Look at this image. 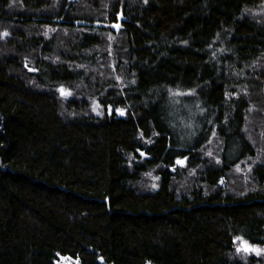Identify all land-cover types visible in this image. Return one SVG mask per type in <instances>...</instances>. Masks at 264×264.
<instances>
[{"label": "trees", "instance_id": "16d2710c", "mask_svg": "<svg viewBox=\"0 0 264 264\" xmlns=\"http://www.w3.org/2000/svg\"><path fill=\"white\" fill-rule=\"evenodd\" d=\"M61 258L264 264V0H0V264Z\"/></svg>", "mask_w": 264, "mask_h": 264}, {"label": "rangeland", "instance_id": "374dc122", "mask_svg": "<svg viewBox=\"0 0 264 264\" xmlns=\"http://www.w3.org/2000/svg\"><path fill=\"white\" fill-rule=\"evenodd\" d=\"M68 93H64L63 96H67ZM95 111L99 114L100 110L98 107H95ZM57 264H79L77 260H74L72 258H61Z\"/></svg>", "mask_w": 264, "mask_h": 264}, {"label": "water", "instance_id": "95a60500", "mask_svg": "<svg viewBox=\"0 0 264 264\" xmlns=\"http://www.w3.org/2000/svg\"><path fill=\"white\" fill-rule=\"evenodd\" d=\"M71 1H73V0H71ZM119 20H120L121 22H126V19L123 18L122 14L119 15ZM64 93H67V92H66L65 90H63V92L61 91L62 96H63ZM65 97H66V96H65ZM235 241L237 242V241H239V240H235Z\"/></svg>", "mask_w": 264, "mask_h": 264}, {"label": "snow or ice", "instance_id": "6c2138e0", "mask_svg": "<svg viewBox=\"0 0 264 264\" xmlns=\"http://www.w3.org/2000/svg\"><path fill=\"white\" fill-rule=\"evenodd\" d=\"M62 92H63V90H61ZM121 114H123V113H121ZM247 250V249H246ZM254 251H257V252H259V250H256V249H253Z\"/></svg>", "mask_w": 264, "mask_h": 264}]
</instances>
